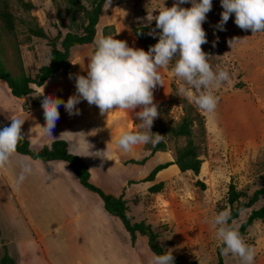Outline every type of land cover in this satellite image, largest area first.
<instances>
[{
  "label": "rangeland",
  "instance_id": "obj_1",
  "mask_svg": "<svg viewBox=\"0 0 264 264\" xmlns=\"http://www.w3.org/2000/svg\"><path fill=\"white\" fill-rule=\"evenodd\" d=\"M4 2L15 17V32L13 36L1 33L3 62L15 76L33 73L47 63L49 48L45 40L28 36V23L35 19L50 36L56 35L58 27L65 33L67 29L60 27L61 22L75 27L69 19L68 0H0V8ZM82 2L89 4V0ZM24 4H28L29 9ZM172 4L173 0H107L104 6L108 11L130 12L132 25L149 27L145 33L149 40L153 38L149 33L155 29L156 23L155 20L149 21L158 15L156 10L163 5L171 7ZM181 7L188 8L191 4ZM222 11L220 0H212L211 11L202 24L208 41L201 46L202 50L210 56L209 62L214 70L219 65L230 74V80L214 90L218 97L216 109L207 112L199 109L194 102L179 97L180 81L170 68H166L173 77L172 96L152 125L159 134L169 125H176L186 113V102L203 117L204 132L199 126L194 127L195 141L201 145L203 161L198 178L171 167L155 182L163 183L159 194L148 192L150 184H138L128 191L131 196L128 208L133 221L150 225L158 234L156 243L171 252L179 264H217L219 242L214 229L206 221L226 207L230 184L240 190L248 188L251 194L264 179V33L253 34L251 30L240 29L234 22V14L224 24V30H220L218 25ZM107 19L104 13L100 21ZM233 38L239 40L230 47L228 41ZM183 143V140L169 141L166 152L157 153L143 164L93 174L92 183L110 193L127 180L145 178L157 165L168 158L174 159L176 148ZM146 157V154H139L129 159L142 161ZM197 179L205 184V190L195 186ZM263 203L264 199L260 200L254 209ZM250 212H242L233 221L237 229ZM242 237L255 249L254 264H264V221L253 223ZM136 249L144 264H149L153 254L145 237L137 239ZM220 257L223 264H240L239 258L231 254L220 253Z\"/></svg>",
  "mask_w": 264,
  "mask_h": 264
},
{
  "label": "crops",
  "instance_id": "obj_2",
  "mask_svg": "<svg viewBox=\"0 0 264 264\" xmlns=\"http://www.w3.org/2000/svg\"><path fill=\"white\" fill-rule=\"evenodd\" d=\"M104 13L108 19L102 22ZM132 18L128 11H108L104 6L96 35L102 33L104 27L113 25L114 38L126 41L130 47L144 49L131 33ZM92 49L93 43L73 47L69 73L58 71L43 86H34L33 94L23 98L14 97L7 84L0 80V125H10L7 116L16 113L24 120L21 133L36 151L52 141H65L69 153L79 156L89 167L91 183L93 174L135 165L128 163L132 160L129 158L149 155L145 145L124 152L116 144L122 132L135 129L133 121L137 117L130 110L114 109L102 115L97 106L81 100L76 105L79 115L70 116L61 104L51 136L41 129L46 124L40 97L42 89L45 94L65 102L76 95L75 76L87 75V58ZM159 74L162 85L153 89L157 108L171 99L173 84V77L166 68H161ZM173 161L168 158L164 163ZM22 165H27L30 172L18 183ZM171 167L176 165L161 171L153 183L129 184L144 178L127 180L115 191H103L116 197L123 195L128 206L131 187L152 186ZM128 214L130 216V209ZM136 242L132 244L122 222L105 211L99 196L85 189L65 162L44 164L15 151L8 162L0 165V259L6 251L16 264H144Z\"/></svg>",
  "mask_w": 264,
  "mask_h": 264
},
{
  "label": "clouds",
  "instance_id": "obj_3",
  "mask_svg": "<svg viewBox=\"0 0 264 264\" xmlns=\"http://www.w3.org/2000/svg\"><path fill=\"white\" fill-rule=\"evenodd\" d=\"M220 3L223 9L218 25L220 30H224V24L234 14V22L240 29L251 30L253 34L264 32V0H220ZM183 4H191V7H181ZM211 8L212 0H173L171 7L163 5L157 9L158 15L149 21L156 22L149 35L158 36V42L148 51L130 47L115 36L97 33L87 58V75L75 76L76 95L65 102L45 94L42 89L40 97L46 124L41 129L51 136L60 115L58 107L63 104L70 116L79 115L76 105L85 100L89 105L97 106L102 115L114 109L135 112L140 121L139 130L124 131L116 140L124 152L137 145L155 146L163 138L151 131L154 119L159 115L153 89L162 85L161 68H170L180 81L179 97L194 102L201 110L213 112L218 104L214 90L228 82L230 74L219 65L214 70L210 56L201 47L208 42L202 24ZM238 40L230 39L229 46ZM7 119L11 121L10 125L0 127V165L10 160L17 143L24 138L21 133L24 120L14 112ZM21 167L18 183L30 172L27 165ZM230 220L231 212L223 210L206 221L215 231L221 254L238 257L240 264H254V247L246 243ZM149 264H174V257L168 251L159 255L153 253Z\"/></svg>",
  "mask_w": 264,
  "mask_h": 264
},
{
  "label": "trees",
  "instance_id": "obj_4",
  "mask_svg": "<svg viewBox=\"0 0 264 264\" xmlns=\"http://www.w3.org/2000/svg\"><path fill=\"white\" fill-rule=\"evenodd\" d=\"M107 0H89V4L85 5L82 0H68L69 7V19L75 27L67 26L61 22L60 27H65L67 31L62 33L58 31L56 35L50 36L44 29L32 19L27 26L28 36L36 39L45 40L47 47L49 48L48 61L46 64L40 66L33 73H22L19 76L13 75L5 66L1 57V44H0V80H3L11 94L16 98H23L25 96L33 94L35 91L34 86L41 87L45 82L58 71H62L67 75L70 71V54L71 49L80 45L92 44L96 35V27L99 23L101 13ZM24 6L29 9L28 4ZM79 19V20H78ZM78 20V23L76 24ZM71 24V25H72ZM149 30L148 26H131V33L141 44V46L148 51L149 47L158 42V37H153L149 40L145 37V33ZM15 32V17L11 12L6 2L0 8V36L1 33L13 36ZM104 35H112L115 33L113 26L104 27L102 30ZM264 33V32H263ZM173 91V89H172ZM168 102H164L158 106V112ZM185 115L176 125H169L166 130L160 135L163 136L162 140L155 146L152 144H146L145 150L149 152V155L142 161L130 160V164H143L150 156H153L157 152H166L169 141L183 140L184 143L178 146L175 150V156L173 162H167L157 165L148 176L138 182L132 183H153L157 175L170 167L176 165L177 169L181 173L189 172L195 178H198L202 167L201 159V145L195 141L194 127L199 126L204 132V119L194 109L192 105L186 102ZM140 121L135 118L133 121L134 131H138V125ZM0 127H3L0 125ZM156 133L155 129H151ZM23 135V134H22ZM24 136V135H23ZM15 151L19 154L26 155L33 160H39L44 164L51 161L65 162L72 170L79 183L87 189L89 192L99 196L103 202L104 209L107 213L117 217L125 227L126 231L130 235L132 244L135 243L138 236L145 237L151 253L163 254L165 250L163 247L156 243L158 234L155 233L150 225L145 224L143 221L134 222L129 216V209L127 201L123 198V195L118 197L105 193L102 189L96 187L90 182V172L87 164L76 155L69 153L67 144L62 140L52 141L38 151L31 148L29 141L25 138L19 140L16 145ZM195 186L201 190H205L206 186L199 179L195 181ZM163 183L159 182L153 184L148 188V192L151 194H159L162 191ZM264 199V179L260 187L255 189L249 194V189H238L234 184H230L227 189L226 207L223 210H229L231 212L230 223L237 220L241 213L246 210H251L249 216L241 224L238 231L243 236L248 228L253 223L258 221H264V203L257 209L254 206ZM218 262L217 264H223L220 257V248L218 247ZM0 264H16V262L7 254L0 259ZM174 264H179L174 258Z\"/></svg>",
  "mask_w": 264,
  "mask_h": 264
}]
</instances>
